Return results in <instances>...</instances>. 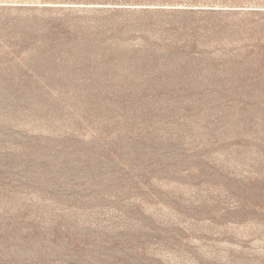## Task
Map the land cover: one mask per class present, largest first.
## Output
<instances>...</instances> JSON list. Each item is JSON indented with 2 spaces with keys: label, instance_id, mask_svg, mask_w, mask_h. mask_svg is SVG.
<instances>
[{
  "label": "rangeland",
  "instance_id": "rangeland-1",
  "mask_svg": "<svg viewBox=\"0 0 264 264\" xmlns=\"http://www.w3.org/2000/svg\"><path fill=\"white\" fill-rule=\"evenodd\" d=\"M0 264H264V0H0Z\"/></svg>",
  "mask_w": 264,
  "mask_h": 264
}]
</instances>
